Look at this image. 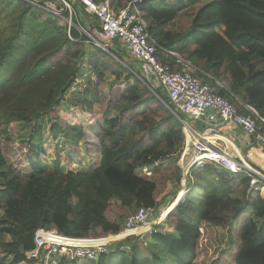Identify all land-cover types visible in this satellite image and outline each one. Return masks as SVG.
I'll return each mask as SVG.
<instances>
[{"label": "trees", "instance_id": "trees-1", "mask_svg": "<svg viewBox=\"0 0 264 264\" xmlns=\"http://www.w3.org/2000/svg\"><path fill=\"white\" fill-rule=\"evenodd\" d=\"M127 1L109 0L114 11ZM138 8L159 46L177 52L214 80L225 78L230 93L264 119V0H145ZM189 9L193 15L184 33L165 30ZM41 11L23 0H0V135L7 142L14 123L31 121L37 130L29 139L42 147V130L49 125L50 139L61 142L77 161H82V150L100 159L90 172L63 173L58 161L52 170L35 171L25 152L11 158L0 149V200L12 207L24 251L34 247V234L41 228H55L67 238L106 237L118 234L139 208L157 209L165 182L181 180L177 162L185 144L182 123L164 92L153 88V78L129 72L120 79L119 72L128 71L124 64L136 62L126 50H117L122 43L107 50L93 47L92 56L85 51L87 37L75 26L77 20L71 17L69 29L61 23L69 18L64 7L59 18ZM87 55L92 56L90 73L85 70ZM111 68L118 82L106 100L98 88ZM82 75L88 79L83 105L68 106L65 94ZM205 82L214 86L213 80ZM219 94L237 106L229 93ZM143 168L156 174L139 176L136 171ZM191 177L199 199L193 190L187 193L172 223L109 247L88 264H217L235 222L238 240L232 264H264V201L246 193L249 178L213 165L194 168ZM1 235L0 261L13 256L9 264H43V255L26 260Z\"/></svg>", "mask_w": 264, "mask_h": 264}, {"label": "built area", "instance_id": "built-area-1", "mask_svg": "<svg viewBox=\"0 0 264 264\" xmlns=\"http://www.w3.org/2000/svg\"><path fill=\"white\" fill-rule=\"evenodd\" d=\"M23 1L31 3L39 10L51 13L47 9L51 7L49 0ZM55 1L68 11L70 23L71 17L75 15L74 5L82 7L84 12L96 22V26L88 30L79 28L80 33L87 37L85 43L99 46L104 50L113 41L122 43L127 53L140 64L144 75L153 78V88L164 92L176 111L175 117L182 123V132L185 136L184 148L177 162L182 170V188H188L187 182H193L191 171L194 168L213 165L223 168L232 175H246L249 178L246 193L258 194L264 201V176L246 165L245 160L237 153L236 136L224 135V129L237 128L264 151V119L251 106L233 96L229 85L213 79L214 86H210L201 77L195 75L197 69L191 63L176 52L159 46L148 34L146 19L138 8V5L145 0H128L126 5L117 11L111 8L109 0ZM56 16L59 17L60 14ZM221 90L227 91L235 99L237 106L228 98L221 96L219 94ZM241 108L246 113H242ZM196 124L214 130L212 133H196L191 127ZM184 200L185 197L179 199L168 215L175 214L177 206ZM154 224L156 226V223L150 220V209L139 208L125 219L123 228L118 234L109 235L105 238L107 242L95 245L60 242L59 239H63V236L59 235L55 228H41L34 234V247L23 250L22 254L26 260H34L44 254L46 264H58L51 260L54 254L66 255L70 261H91L107 253L109 245L118 239L121 241L125 237H134V240L152 233ZM142 229L145 231H141ZM56 236L60 238L56 240ZM113 237L117 238L114 240Z\"/></svg>", "mask_w": 264, "mask_h": 264}, {"label": "rangeland", "instance_id": "rangeland-1", "mask_svg": "<svg viewBox=\"0 0 264 264\" xmlns=\"http://www.w3.org/2000/svg\"><path fill=\"white\" fill-rule=\"evenodd\" d=\"M50 5H51V7L47 8L51 11L50 14H53L55 17H58V16H56V14H58V15L60 14L63 6L59 2H55V1L50 2ZM41 12H43V11H41ZM192 15H193L192 9L182 11L179 14V17L173 23L168 25L166 27V29L168 31H172V32L184 33L186 31L185 30V26H186L185 23L187 21H189V19H190L189 16L191 17ZM39 17L41 20L45 19V15L42 13H39ZM60 17H61V15H60ZM81 17H83V16L81 15ZM60 20H62L61 23L66 24V26L68 28L73 26V23H70L68 18H67V20L65 18H62ZM75 26L78 27L79 25H75ZM116 42H118V41H113V42H111V44L109 43V46L114 45ZM186 42H188V41H186ZM95 46L96 45H93V44H92V46H89V48L92 49L91 50L92 52H93V47H95ZM96 47L99 49H102L99 46H96ZM102 50H104V49H102ZM105 50H107V49H105ZM85 51L88 52V48H86ZM91 58H92V56H88V55L86 56V67H85V70L87 71L86 73H90L89 71L93 67L90 63ZM126 63L124 64V66L127 67L128 71L121 70V71H123V73L119 72L122 75V77L120 78L121 80L123 78H126L127 76L129 77L130 76L129 72H131L134 76L141 77L143 79H144V77H147L146 75H144L142 68L140 70L141 73L139 72V69H138L139 66L136 62L127 61ZM137 72L139 74H137ZM196 73H198V72L195 71V75H196ZM116 77H117V75L115 72H113L112 68L109 69V72H107L104 75V80L99 85V88H98L99 94L103 97V99L107 100L109 98L111 88L112 87L114 88L116 83L118 82V80H116ZM219 82L222 84L229 85L228 81L225 78H221ZM153 84H154V82H153ZM87 87H88L87 77L85 75L79 76L77 78V80L75 81V83L72 84L70 89L65 94L66 98L68 99L67 101H69L68 106L74 105V104H77L78 106H82L83 102H84L83 95H84V92L86 91ZM222 91H225V90H221L220 92H222ZM238 100H240V99L238 98ZM61 108L63 110L67 111V107L65 104H63L61 106ZM54 119L55 118L53 116L52 121ZM78 120L80 121V123L82 122L85 127H88V124L82 118V116H80L78 118ZM185 122L189 123V121H187V120ZM1 127H4V125H2ZM36 130H37V126L35 125V123H33L31 121L26 123V124L14 123L12 126V131H11L12 133L9 136V138H10L9 141L4 142L5 140H4L3 136L0 135V149L3 150L4 154L7 157L9 155V156H11V158H15L17 154H19L21 152H25L29 156L32 167L35 171H42L46 167H47V170H52L56 161L59 162V166H60L61 171H74V172L87 171L88 172L91 169H93L95 166L98 165V162L100 159L99 155L87 154L85 150H82V154H81L82 155V157H81L82 161H77L75 159V157L73 156V154L67 148H65L64 145L61 144V142H59V143L53 142L52 139H50V135H49L50 134L49 133V125L45 126L42 130V138H43L45 144L42 147L33 146L29 137H30V134ZM0 131H1V129H0ZM75 131L77 132L78 129H75ZM7 138H8V136H7ZM60 139L62 141V138H60ZM80 144H81V142H80ZM164 166L165 167H163V168H165V169L168 168L167 164H164ZM136 173L139 176H142V177L145 176V177H149V178H153L154 175L156 174V172L155 173L153 172L152 168H143V169L136 171ZM158 177H161V174H159ZM181 180H182V178H181ZM181 180L177 184L173 181V179L167 180L165 182L163 192L159 193V195L157 197L158 202H159V206L157 207V209L148 208V209H150V220L154 221L156 223V226H155V224H154L155 227L153 226L154 229L152 232H154V230L156 231L157 226H161V225L168 226L169 223H172L173 217L175 214L168 215V212L174 208V207L171 208L172 204L177 202V198L180 194L182 195L181 198H183V197H186V195L191 193V191L193 190V187H194L193 182L188 188L187 187L182 188L183 184L181 186ZM0 191H1V187H0ZM193 195L197 199H199L198 191L193 190ZM73 203H74V200H73ZM9 207L10 206L7 205L4 200H0V231L2 233L1 240H3L4 243L11 242L13 245H18V244L22 243L21 242L22 237H23L22 236V230L18 226H15V225H17V223H16V221L12 220L11 214L9 215L8 213H6V212L10 213ZM3 212L6 214H3ZM1 217L2 218L4 217V218L2 219ZM158 221H159V224H157ZM231 225H232L231 237H230V239H228L230 244L228 245L227 248H225L226 251L221 256V258L219 259L217 264H232V261H233L232 258L234 256L235 252L237 251V240H238L237 239V230H238L237 228H238L239 224H237L235 222ZM145 230H146V228H145ZM145 230L142 229L141 231H145ZM55 238L57 240L59 237L56 236ZM116 238L117 237H113L114 240ZM133 238L134 237H125L124 239L122 238L121 241H119V239H118L117 240L118 242L114 241V243H111L109 245V247H113V246L117 245L118 243H123L126 239L132 240ZM105 242H107V239H105ZM226 244H225V241H220L221 247L223 245L225 247ZM2 256H3V254L0 251V257H2ZM0 262H1V264L3 263L2 261H0ZM76 264H87V263L76 262Z\"/></svg>", "mask_w": 264, "mask_h": 264}, {"label": "crops", "instance_id": "crops-1", "mask_svg": "<svg viewBox=\"0 0 264 264\" xmlns=\"http://www.w3.org/2000/svg\"><path fill=\"white\" fill-rule=\"evenodd\" d=\"M52 1H55V0H49V2H52ZM95 1V0H94ZM103 1V0H102ZM57 2V1H55ZM62 5V4H61ZM63 6V5H62ZM64 7V6H63ZM75 8V15L73 16L76 20H77V23L78 25L84 29V30H88V29H85L81 26L82 25H85L84 27H87V26H96V22L93 21V19L87 15L83 8L82 7H79V5H74L73 6ZM119 10V9H118ZM81 15L83 17H81ZM69 19V18H68ZM67 20V19H66ZM81 23V24H80ZM91 27V28H92ZM165 30H167L165 28ZM168 31V30H167ZM152 38V37H151ZM154 39V38H153ZM155 40V39H154ZM156 41V40H155ZM115 44H121L120 42H116ZM88 48V52H90L93 56L94 54V50L93 52L91 51L92 49L89 48V44H85ZM117 50H120V51H123L125 52V48L123 46V44H121ZM177 53V52H176ZM178 54V53H177ZM185 60V59H184ZM187 61V60H186ZM189 62V61H187ZM136 63L138 64L139 68L141 69V66L140 64L136 61ZM190 63V62H189ZM197 71L200 73V76L198 77H201L204 81L205 79H209V80H213L212 77H210L208 74H206L205 72L199 70L198 68H196ZM197 75V74H196ZM210 77V78H209ZM215 83V82H214ZM227 92V91H226ZM228 93V92H227ZM238 99V98H237ZM189 124V123H188ZM191 127L193 128V131H195L196 133H201V134H206V133H212V131L214 130L213 128H210V127H206V126H203L201 124H196V125H191ZM225 131V134L224 135H228V134H234L236 136V151L237 153L242 157V159L245 160V163L246 165L250 166L252 170L258 172L259 174L263 175L264 176V151L259 148L258 146L254 145L251 141L250 138H248L247 136H245L239 129L237 128H234V129H224ZM218 135V134H217ZM219 135H222V134H219ZM218 137V136H217ZM220 138V137H218ZM81 142V140H80ZM45 144V143H44ZM178 166V165H177ZM179 167V166H178ZM180 168V167H179ZM47 169V167L45 168ZM181 169V168H180ZM92 170V169H91ZM90 170V171H91ZM140 170V169H138ZM137 170V171H138ZM88 171V172H90ZM63 173H66V172H74V171H62ZM78 172H81V171H78ZM83 172V171H82ZM84 172H87V171H84ZM181 178H182V170H181ZM183 184V180H181V186ZM261 198V197H260ZM5 203L7 205H9V203H7L5 201ZM10 206V205H9ZM5 211V210H4ZM9 212H6L8 213L9 215L11 214L12 216V220L13 221H16V217L15 215L13 214V210H12V207L10 206L9 207ZM3 212V214H6ZM2 218V217H1ZM4 218V217H3ZM2 218V219H3ZM255 223L257 222V220H254ZM258 223V222H257ZM16 224V223H15ZM1 232V231H0ZM109 236V235H108ZM107 237V236H106ZM106 237H96V238H79V239H76V238H67V237H63L64 239H68V240H78V242H84V240L88 241V240H95V239H105ZM8 244H11L12 246L14 247H17L19 252L22 253L23 251V246L22 244H18V245H13L11 242H7ZM43 255V264H46V260L44 258V254ZM13 256H8L7 259H6V263L4 264H9L12 260H13ZM52 261H55L56 263L58 264H76V262H82V263H89L90 261H70L69 260V257L66 256V255H63V254H54L53 257L51 258ZM92 261V260H91ZM1 264V262H0ZM3 264V263H2ZM21 264H34V263H31V262H21Z\"/></svg>", "mask_w": 264, "mask_h": 264}]
</instances>
